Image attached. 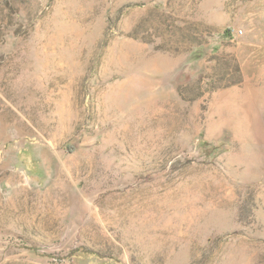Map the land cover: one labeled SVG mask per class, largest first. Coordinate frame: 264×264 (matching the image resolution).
<instances>
[{
    "label": "rangeland",
    "instance_id": "1",
    "mask_svg": "<svg viewBox=\"0 0 264 264\" xmlns=\"http://www.w3.org/2000/svg\"><path fill=\"white\" fill-rule=\"evenodd\" d=\"M0 264H264V0H0Z\"/></svg>",
    "mask_w": 264,
    "mask_h": 264
},
{
    "label": "bare ground",
    "instance_id": "2",
    "mask_svg": "<svg viewBox=\"0 0 264 264\" xmlns=\"http://www.w3.org/2000/svg\"><path fill=\"white\" fill-rule=\"evenodd\" d=\"M135 55V54H134ZM136 56V55H135ZM134 56V57H135ZM120 57V61L122 62H127V63H130L132 62L133 60H141L140 57L136 56L135 58H133V53H130V52H124ZM117 60V59H116ZM112 61V60H111ZM119 93V92H118ZM117 99V97H113V99Z\"/></svg>",
    "mask_w": 264,
    "mask_h": 264
},
{
    "label": "trees",
    "instance_id": "3",
    "mask_svg": "<svg viewBox=\"0 0 264 264\" xmlns=\"http://www.w3.org/2000/svg\"><path fill=\"white\" fill-rule=\"evenodd\" d=\"M230 32H231V30H227V31H226V34H227V35H229V34H230Z\"/></svg>",
    "mask_w": 264,
    "mask_h": 264
}]
</instances>
